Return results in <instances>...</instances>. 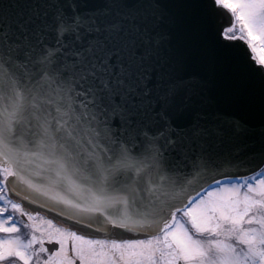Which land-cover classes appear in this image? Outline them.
<instances>
[{"label": "snow or ice", "instance_id": "6c2138e0", "mask_svg": "<svg viewBox=\"0 0 264 264\" xmlns=\"http://www.w3.org/2000/svg\"><path fill=\"white\" fill-rule=\"evenodd\" d=\"M0 264H264V0H0Z\"/></svg>", "mask_w": 264, "mask_h": 264}]
</instances>
